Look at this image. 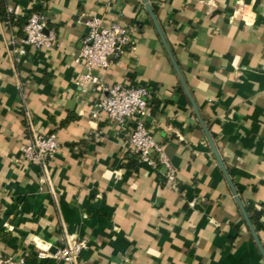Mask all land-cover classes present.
I'll return each mask as SVG.
<instances>
[{
	"label": "crops",
	"instance_id": "1",
	"mask_svg": "<svg viewBox=\"0 0 264 264\" xmlns=\"http://www.w3.org/2000/svg\"><path fill=\"white\" fill-rule=\"evenodd\" d=\"M148 1L188 93L142 0H0L2 255L68 264L37 254L76 239L77 264H264L229 182L249 219L261 212L262 242L264 0ZM33 13L55 33L49 47L22 41ZM94 16L136 39L93 74L149 87L145 126L173 183L156 149L155 167L126 149L132 121L117 125L96 106L105 93L81 82L74 58ZM33 133L59 142L45 172L20 156Z\"/></svg>",
	"mask_w": 264,
	"mask_h": 264
},
{
	"label": "built area",
	"instance_id": "2",
	"mask_svg": "<svg viewBox=\"0 0 264 264\" xmlns=\"http://www.w3.org/2000/svg\"><path fill=\"white\" fill-rule=\"evenodd\" d=\"M88 31L81 39V47L74 60L85 66L87 72L82 79L83 84H94L105 95L97 102L96 106L103 110L117 125H124L132 121L131 131L128 133L125 146L134 153L141 163L152 167L156 161L151 158L150 150L156 149L160 153L159 162L165 169L166 178L174 182V169L161 151L155 145L151 133L145 126L146 117L149 116L148 105L151 91L148 86H123L119 84H101L95 70H105L113 61L126 51L134 50L136 39L131 35L130 27L122 23L105 25L101 18L92 17L86 21ZM25 36L23 42L35 47H49L56 36L52 29L47 30V20L44 15L31 14L24 25ZM24 52L23 48H19ZM59 147L55 133H33L27 138L21 151V158L26 162L40 167L46 171L47 162L53 157ZM264 249V239L261 242ZM84 242L76 239H67L66 244L56 248L53 252L40 251L39 258L53 257L61 259L68 264H77ZM0 264H24V258H14L0 253Z\"/></svg>",
	"mask_w": 264,
	"mask_h": 264
},
{
	"label": "water",
	"instance_id": "3",
	"mask_svg": "<svg viewBox=\"0 0 264 264\" xmlns=\"http://www.w3.org/2000/svg\"><path fill=\"white\" fill-rule=\"evenodd\" d=\"M142 1H143V3H144V6H145L146 10L148 11L149 15H150L151 18L153 19L154 24H155V26H156L158 32L160 33V35H161V37H162V40H163V42H164V44H165V47H166V49H167L168 52H169V49H168V47H167V45H166V43H165V40H164V38H163V36H162V33H161V30H160V27H159V25H158V23H157V20H156V18H155V14H154V12H153V9H152V7H151L149 1H148V0H142ZM169 55H170V58H171V60H172V62H173L174 67H175V68L177 69V71H178L177 65H176L175 61L173 60V57L171 56V53H170V52H169ZM178 73H179V71H178ZM179 76H180V73H179ZM180 78H181V76H180ZM181 81H182V84H183L185 90H186L187 93H188V90H187V88H186V86H185V83L183 82L182 78H181ZM201 123H202V121H201ZM202 125H203V128H204V130H205V133H206V135H207V137H208V139H209V141H210V143H211V145H212V149H213V151H214V153H215V155H216V157H217V159H218V162H219V164H220V166H221V168H222V170H223L225 176L229 179L228 174H227L225 168L223 167V164H222V162H221V160H220V158H219V156H218V154H217V152H216V150H215V148H214V146H213V144H212V141H211V139H210V137H209V135H208V133H207V130H206V128H205V126H204L203 123H202ZM229 182H230V185H231V187H232V191H233V194H234V196H235V198H236V201H237V203H238V205H239V207H240V209H241V211H242V213H243V215H244V217H245V220H246V222H247V224H248V226H249V228H250V230H251V232H252V235H253V237H254V239H255V241H256V243H257V245H258V247H259V249H260V251H261L263 257H264V249H263L262 243H261V241H260V239H259V237H258V235H257V233H256V231H255V229H254V227H253V225H252V223H251V220L249 219V217H248V215H247V212H246L245 208L243 207V205H242V203H241V201H240V199H239V197H238L237 191H236L235 188L233 187V185H232V183H231L230 180H229Z\"/></svg>",
	"mask_w": 264,
	"mask_h": 264
},
{
	"label": "trees",
	"instance_id": "4",
	"mask_svg": "<svg viewBox=\"0 0 264 264\" xmlns=\"http://www.w3.org/2000/svg\"><path fill=\"white\" fill-rule=\"evenodd\" d=\"M0 13H1V15H3V11L1 9V7H0ZM248 211L251 212L250 209ZM260 216H261V212H259V211H255L252 214H250V220L256 228H262L263 227V224L260 222Z\"/></svg>",
	"mask_w": 264,
	"mask_h": 264
}]
</instances>
